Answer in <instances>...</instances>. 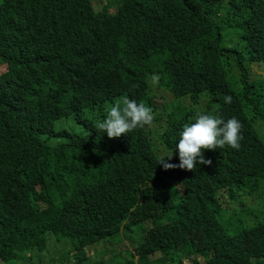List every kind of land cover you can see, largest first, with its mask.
<instances>
[{"label": "trees", "instance_id": "obj_1", "mask_svg": "<svg viewBox=\"0 0 264 264\" xmlns=\"http://www.w3.org/2000/svg\"><path fill=\"white\" fill-rule=\"evenodd\" d=\"M114 5L0 0V264H264V0ZM125 97L154 125L109 139ZM197 114L237 118L240 149L165 171Z\"/></svg>", "mask_w": 264, "mask_h": 264}, {"label": "clouds", "instance_id": "obj_2", "mask_svg": "<svg viewBox=\"0 0 264 264\" xmlns=\"http://www.w3.org/2000/svg\"><path fill=\"white\" fill-rule=\"evenodd\" d=\"M80 57L79 60L77 59L79 66H91L96 62L95 58L89 59V57H83L82 55ZM150 80L153 85H158L160 76L152 74ZM160 93L166 94V96H162L164 101H176L166 89ZM158 97L159 94L156 98ZM224 101L227 104H231L232 97L225 96ZM122 104L123 106H121V103H116L108 110L106 118L95 125L97 132L103 131L109 139H116L121 136H127L128 133L134 130L144 129L146 126L149 128L153 127L155 116L151 107L144 102L138 103L136 100L127 97L123 98ZM196 107L200 108L199 105H196ZM242 128V123L235 117L225 121L218 115L197 114L195 122L184 124L175 150L171 151L167 156H161L158 164L165 171L179 168L188 172H195L198 169V164L211 166L212 161L205 159L204 153L206 151L224 149L226 146L239 150L240 142L243 140L241 135ZM177 151L179 163H170L169 161L173 159V153ZM86 233L90 234V231L83 234ZM88 247H84V253Z\"/></svg>", "mask_w": 264, "mask_h": 264}, {"label": "rangeland", "instance_id": "obj_3", "mask_svg": "<svg viewBox=\"0 0 264 264\" xmlns=\"http://www.w3.org/2000/svg\"><path fill=\"white\" fill-rule=\"evenodd\" d=\"M114 1H117L119 3V5H120L121 0H114ZM118 6L114 5V6L111 7V11L113 12V14L116 12ZM95 7H99V5L96 4ZM232 43H234V40H232ZM229 44H231V42H229ZM3 71H4V66L0 65V73L3 72ZM252 71L256 72V74H258V75H263L264 74V67H260V68L252 67ZM162 96H166V94L165 93H159V97L154 100V103L156 104L157 107H160L165 102L162 99ZM71 127H72V123L71 122H69V123H67L65 125L66 130L70 129ZM262 189H263V193H264V187H262ZM255 196H257V195H250L249 198H251V197L253 198ZM252 198H251L250 204H251L253 210L255 212H258V209H259V206L261 205V203L257 199H252ZM85 254H86L87 257H90V258H94V256L96 255L95 253H93V248H91V247L86 248Z\"/></svg>", "mask_w": 264, "mask_h": 264}]
</instances>
